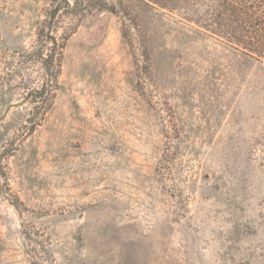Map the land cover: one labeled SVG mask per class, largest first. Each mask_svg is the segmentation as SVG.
<instances>
[{
    "label": "rangeland",
    "instance_id": "rangeland-1",
    "mask_svg": "<svg viewBox=\"0 0 264 264\" xmlns=\"http://www.w3.org/2000/svg\"><path fill=\"white\" fill-rule=\"evenodd\" d=\"M76 1L0 0V264H264V62L177 12Z\"/></svg>",
    "mask_w": 264,
    "mask_h": 264
},
{
    "label": "trees",
    "instance_id": "trees-1",
    "mask_svg": "<svg viewBox=\"0 0 264 264\" xmlns=\"http://www.w3.org/2000/svg\"><path fill=\"white\" fill-rule=\"evenodd\" d=\"M147 6H157L169 12H177L181 17L197 25L212 36L222 40L242 54L264 62V0H139ZM67 2V1H66ZM81 12L117 13L125 8L122 1L78 0ZM70 8V3L67 2ZM56 11L52 14L49 30L41 35L45 43H50L42 65L46 70L41 87L30 89L27 94L33 104L32 130L39 125L51 110L56 91L59 89L60 69L65 42H59L52 35ZM40 37V36H39ZM43 47V45H42ZM41 52L34 57H41ZM147 59L150 57L148 45L144 47ZM57 67L58 70H54Z\"/></svg>",
    "mask_w": 264,
    "mask_h": 264
},
{
    "label": "water",
    "instance_id": "water-1",
    "mask_svg": "<svg viewBox=\"0 0 264 264\" xmlns=\"http://www.w3.org/2000/svg\"><path fill=\"white\" fill-rule=\"evenodd\" d=\"M65 5H66V3H63V4H62V7H65Z\"/></svg>",
    "mask_w": 264,
    "mask_h": 264
}]
</instances>
